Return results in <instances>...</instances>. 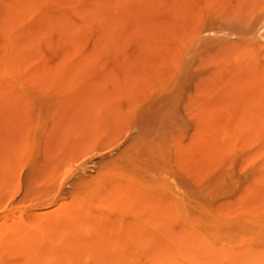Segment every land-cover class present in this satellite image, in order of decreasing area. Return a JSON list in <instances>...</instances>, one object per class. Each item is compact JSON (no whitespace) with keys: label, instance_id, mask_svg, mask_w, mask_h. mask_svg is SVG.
Masks as SVG:
<instances>
[{"label":"rangeland","instance_id":"374dc122","mask_svg":"<svg viewBox=\"0 0 264 264\" xmlns=\"http://www.w3.org/2000/svg\"><path fill=\"white\" fill-rule=\"evenodd\" d=\"M0 264H264V0H0Z\"/></svg>","mask_w":264,"mask_h":264}]
</instances>
